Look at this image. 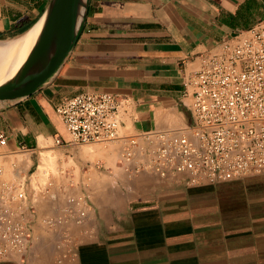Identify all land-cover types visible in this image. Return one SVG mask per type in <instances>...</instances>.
<instances>
[{"label":"crops","instance_id":"obj_1","mask_svg":"<svg viewBox=\"0 0 264 264\" xmlns=\"http://www.w3.org/2000/svg\"><path fill=\"white\" fill-rule=\"evenodd\" d=\"M49 1L0 0V40L27 33ZM263 19L264 0H89L84 31L54 79L0 108V163L29 161L28 174L37 152L72 162L65 176L74 180L78 167L79 185L89 177L80 187L88 219L50 229L44 220L61 208L43 201L47 217H27L23 261L0 264H264V175L196 187L143 177L115 190L109 175L91 172L95 150L86 156L71 143L55 113L67 98L105 92L122 100L128 134L183 129L193 121L184 85L199 57Z\"/></svg>","mask_w":264,"mask_h":264},{"label":"built area","instance_id":"obj_2","mask_svg":"<svg viewBox=\"0 0 264 264\" xmlns=\"http://www.w3.org/2000/svg\"><path fill=\"white\" fill-rule=\"evenodd\" d=\"M184 86L193 121L183 129L128 134L120 116L122 100L105 92L67 98L55 113L75 145L121 142L117 165L129 178H177L196 187L264 175V19L201 55ZM5 144L0 134V147ZM11 167L19 178V165ZM3 174L0 163V261L20 262L30 244L32 206L24 182L6 181ZM88 216L83 193L68 196L59 215L44 224L69 228Z\"/></svg>","mask_w":264,"mask_h":264},{"label":"water","instance_id":"obj_3","mask_svg":"<svg viewBox=\"0 0 264 264\" xmlns=\"http://www.w3.org/2000/svg\"><path fill=\"white\" fill-rule=\"evenodd\" d=\"M89 0H50L36 23L32 45L15 73L0 85V108L46 87L84 31Z\"/></svg>","mask_w":264,"mask_h":264},{"label":"rangeland","instance_id":"obj_4","mask_svg":"<svg viewBox=\"0 0 264 264\" xmlns=\"http://www.w3.org/2000/svg\"><path fill=\"white\" fill-rule=\"evenodd\" d=\"M121 144H122L121 142L114 141L109 143L80 145L82 149L88 146H99V148L95 150L96 155H93V157L91 158L92 159L91 172L97 171L98 173L109 175L111 177V182L107 185V187L111 186L115 188V190L120 189L121 186L120 183H122L123 185H128L135 183L136 181L140 180L143 177H153L151 175L141 174L139 176L129 178L125 173H123V171L117 165V161L121 151ZM46 153L47 152L36 153V158L38 161H40L39 165L41 164V155ZM106 153L109 154L110 156L109 159H106V156L105 157L103 156ZM84 154L88 156L87 153L84 152ZM89 154L92 155V153ZM53 156L55 161L54 168L47 170L46 173H44L43 175L44 178L42 181H40L42 175L38 177L34 176L37 171L35 169H32L28 174H25L23 172V170H26L28 168V165L30 164L29 161L16 162L17 166L19 165V168L22 170V173L19 174V178L17 177V179H15L16 172L14 168H12L11 165L9 164L1 163V165L4 168V174H3L4 180L11 182V181H17L19 179L24 182L25 194L27 196V199L31 203L30 205L32 206V209H30V211L34 212L36 210L38 214H41V220L44 217H47L44 213H42L43 210L41 203L43 201L49 200V198L51 199V197H54V201H52L54 208H62L68 196H75V195L77 196L83 193L85 194L88 193L85 190L81 191V188L82 187L87 188L88 184L90 183L88 181L89 177L85 176L83 182L84 185H79L78 183L79 170L78 167H76L78 165H75L76 177L74 180H72L68 176H65L64 169H66V166L70 168V166H74V164L72 162L68 165L60 164L62 162H59L55 155ZM39 165L37 166V169ZM86 169L87 167L85 168V170Z\"/></svg>","mask_w":264,"mask_h":264},{"label":"bare ground","instance_id":"obj_5","mask_svg":"<svg viewBox=\"0 0 264 264\" xmlns=\"http://www.w3.org/2000/svg\"><path fill=\"white\" fill-rule=\"evenodd\" d=\"M37 29L38 27L36 26L19 37L9 40H0V85L15 73L26 52L32 45ZM84 148L86 149V152L91 149L96 150L99 146H96V148H92L91 146ZM54 162V156L52 154L46 153L41 155V164L34 176L38 177L42 175L40 178V181H42L44 173H46L47 170L54 168Z\"/></svg>","mask_w":264,"mask_h":264}]
</instances>
